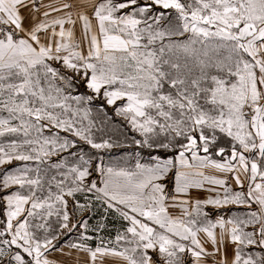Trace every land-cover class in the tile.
<instances>
[{"label": "snow or ice", "instance_id": "1", "mask_svg": "<svg viewBox=\"0 0 264 264\" xmlns=\"http://www.w3.org/2000/svg\"><path fill=\"white\" fill-rule=\"evenodd\" d=\"M100 98L136 136L97 138ZM114 148L134 166L96 163ZM17 162L0 264H264V0H0V167Z\"/></svg>", "mask_w": 264, "mask_h": 264}, {"label": "rangeland", "instance_id": "2", "mask_svg": "<svg viewBox=\"0 0 264 264\" xmlns=\"http://www.w3.org/2000/svg\"><path fill=\"white\" fill-rule=\"evenodd\" d=\"M87 90L83 87L80 88V93H85ZM118 104L121 102H117ZM100 105H103L104 112H99L98 108ZM92 108V119L97 121V127H102V132H96L97 138L100 137H111L113 139H118L121 142L125 140L126 137L136 136L137 134L132 132L130 126L127 122L122 118L115 114L114 107H109L102 98L94 100L90 105ZM106 113V116H105ZM110 118V119H109ZM101 121H106L105 123L101 124ZM84 150L86 152L90 151L87 146H84ZM94 151V150H92ZM99 157L102 158L98 159L96 163L102 162L106 166H120V167H133L135 163L134 157V148H114L110 151H102L99 154ZM57 157L52 158V162L57 161ZM72 158L69 157V160ZM147 160V153L145 152L142 156V162H146ZM19 165V162L6 165L0 167V173H3L5 169L7 170H15V168ZM54 174V173H53ZM92 179H99L98 174L94 173ZM102 209H98L95 215L89 214L90 216V223L96 224L99 220L100 213ZM53 224H55V217L52 218ZM121 222L111 221L109 223V228L106 230L103 235L106 237H114L115 230L117 227H120ZM79 230H74L70 235H66L61 238L59 241L58 246L65 244L67 241L72 240L75 241L78 238ZM93 246L95 241L92 242Z\"/></svg>", "mask_w": 264, "mask_h": 264}, {"label": "crops", "instance_id": "3", "mask_svg": "<svg viewBox=\"0 0 264 264\" xmlns=\"http://www.w3.org/2000/svg\"><path fill=\"white\" fill-rule=\"evenodd\" d=\"M78 35H79V33H78ZM205 195H206V193H203V192L200 193V196H201L202 198H203ZM206 210L209 211V212L211 213V219H212L213 221H215V219H216V215H217L216 210H215V209H212V208H208V209H206ZM170 211H171V213H172L173 215H180V214H181L179 209H170ZM237 211H243V210H242V209H237L235 206H232V212H237ZM52 258L57 259V260L61 259L60 254H59V253H56V252H53V253H52ZM73 259H74V258H73ZM83 259H84V256H83V254H82V255H81V260H83ZM107 259L110 260V258H107ZM111 264H122V262H120V261H112Z\"/></svg>", "mask_w": 264, "mask_h": 264}]
</instances>
